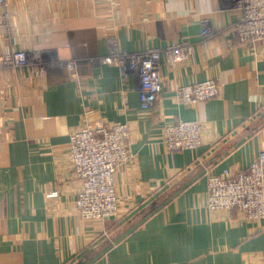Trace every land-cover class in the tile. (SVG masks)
Segmentation results:
<instances>
[{
  "label": "crops",
  "instance_id": "crops-1",
  "mask_svg": "<svg viewBox=\"0 0 264 264\" xmlns=\"http://www.w3.org/2000/svg\"><path fill=\"white\" fill-rule=\"evenodd\" d=\"M233 0H8L0 5V264H264V219L207 205L208 176L247 169L264 149V41L234 36ZM210 34L204 36L203 28ZM120 48L186 41L163 60V89L143 107L140 78ZM30 52L15 67L1 56ZM44 59H77L78 79ZM216 78L221 94L183 104L182 85ZM201 123L202 144L170 151L165 127ZM128 122L132 158L116 173L120 214L84 218L70 135L84 122ZM59 190L56 196L47 195Z\"/></svg>",
  "mask_w": 264,
  "mask_h": 264
},
{
  "label": "built area",
  "instance_id": "built-area-1",
  "mask_svg": "<svg viewBox=\"0 0 264 264\" xmlns=\"http://www.w3.org/2000/svg\"><path fill=\"white\" fill-rule=\"evenodd\" d=\"M8 0H0V5ZM239 11L234 25V36L242 43L264 41V0H233ZM204 36L210 34L203 28ZM110 53L100 62L119 65L123 72H136L140 78V97L143 107L152 105L163 89L161 66L163 60L174 64L188 58L193 46L186 41H172L165 46L153 45L143 51L128 52L120 48L115 34L109 35ZM1 59L15 67L31 63L30 52L13 49ZM44 68L61 66L78 79L77 59L48 60L39 57ZM178 97L183 104L217 97L221 94L222 82L216 78L180 86ZM131 131L128 122L98 120L84 124L70 135V155L76 177L82 180L75 197L77 211L87 219L104 221L120 214L116 173L119 167L132 158L128 145ZM200 121L181 119L165 127L164 144L170 151L193 149L202 144ZM207 205L211 210L223 209L229 213L237 211L250 220L264 219V149L247 169L225 168L223 172L208 176ZM59 190L48 192L56 196Z\"/></svg>",
  "mask_w": 264,
  "mask_h": 264
},
{
  "label": "water",
  "instance_id": "water-1",
  "mask_svg": "<svg viewBox=\"0 0 264 264\" xmlns=\"http://www.w3.org/2000/svg\"><path fill=\"white\" fill-rule=\"evenodd\" d=\"M84 259L78 260L77 262H75L74 264H83Z\"/></svg>",
  "mask_w": 264,
  "mask_h": 264
},
{
  "label": "trees",
  "instance_id": "trees-1",
  "mask_svg": "<svg viewBox=\"0 0 264 264\" xmlns=\"http://www.w3.org/2000/svg\"><path fill=\"white\" fill-rule=\"evenodd\" d=\"M83 259H84V261H85L86 258H83Z\"/></svg>",
  "mask_w": 264,
  "mask_h": 264
}]
</instances>
